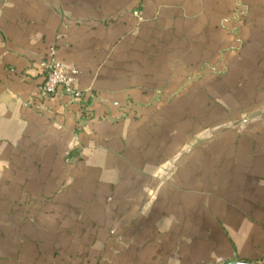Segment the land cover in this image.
Masks as SVG:
<instances>
[{
  "label": "crops",
  "instance_id": "0c3cea01",
  "mask_svg": "<svg viewBox=\"0 0 264 264\" xmlns=\"http://www.w3.org/2000/svg\"><path fill=\"white\" fill-rule=\"evenodd\" d=\"M51 46L74 75L40 95ZM264 264V0H0V264Z\"/></svg>",
  "mask_w": 264,
  "mask_h": 264
},
{
  "label": "built area",
  "instance_id": "2783aa9c",
  "mask_svg": "<svg viewBox=\"0 0 264 264\" xmlns=\"http://www.w3.org/2000/svg\"><path fill=\"white\" fill-rule=\"evenodd\" d=\"M41 65L44 71V83L40 92L42 97L55 94L60 89L69 93L73 99L82 96V93L73 87L74 75L77 74L78 71H74L73 74L68 71L66 65L58 59L57 48L55 46L49 48Z\"/></svg>",
  "mask_w": 264,
  "mask_h": 264
},
{
  "label": "water",
  "instance_id": "95a60500",
  "mask_svg": "<svg viewBox=\"0 0 264 264\" xmlns=\"http://www.w3.org/2000/svg\"><path fill=\"white\" fill-rule=\"evenodd\" d=\"M227 264H256V263H249V262H243V261H239V260H233Z\"/></svg>",
  "mask_w": 264,
  "mask_h": 264
}]
</instances>
